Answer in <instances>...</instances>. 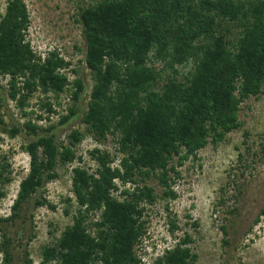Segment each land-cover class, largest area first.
<instances>
[{
	"label": "trees",
	"instance_id": "trees-1",
	"mask_svg": "<svg viewBox=\"0 0 264 264\" xmlns=\"http://www.w3.org/2000/svg\"><path fill=\"white\" fill-rule=\"evenodd\" d=\"M78 22L85 41L84 68L91 80L84 111L80 102L87 83L82 78L70 82L60 72L71 62L56 50L37 55L26 40L29 15L24 1L8 0L0 19V76H8L0 109L8 110L6 101L14 102L27 119L30 112L25 109L34 93L59 98L69 91L72 104L59 115L58 126L80 114L85 126L84 132L71 131L65 145L56 142L55 124L43 128L31 119L14 121L8 112L7 125L0 114V133L10 138L24 133L23 150L29 157L10 216L0 217V264H32L22 243L25 235L15 232L13 238L7 229L17 220L25 222L24 204L57 179L59 167L82 160L75 148L85 134L98 142L116 136L123 157L113 168L115 156L96 148L89 153L95 162L92 172L72 169L76 209L70 206L73 211L64 214L74 212L73 224L43 248L40 264H197L188 234L150 262L142 260L136 250L146 232L144 205L174 201L178 168L238 130L240 105L264 94V0H95L80 8ZM229 27L239 28L232 38ZM41 108L58 114L49 102ZM8 168L0 161V201L12 182ZM34 201L33 209L46 203ZM170 225L174 232L177 226L172 221Z\"/></svg>",
	"mask_w": 264,
	"mask_h": 264
},
{
	"label": "rangeland",
	"instance_id": "rangeland-1",
	"mask_svg": "<svg viewBox=\"0 0 264 264\" xmlns=\"http://www.w3.org/2000/svg\"><path fill=\"white\" fill-rule=\"evenodd\" d=\"M23 1L29 15L26 40L37 55L44 57L56 50L71 62L68 70L60 72H65L70 82L82 78L87 83V91L80 102L83 107L81 111H84L91 91V80L84 68L85 41L78 20L80 8L88 7L95 0ZM7 2L0 0V19L5 14ZM229 29V38L239 31L237 27ZM155 67L160 68V65L155 64ZM72 69L77 70L78 74L74 75L70 71ZM189 69L190 66H187L182 72L186 73ZM7 81L8 76H0V94L5 96ZM68 88L72 90L71 85ZM46 96L39 90L29 98L25 109L30 112L27 119L43 128L55 124L57 128L54 132L58 135L56 142L66 145L71 131H85L81 114L67 124L58 126L59 115H65L67 107L72 104L69 91L59 98H55L53 93ZM6 102L9 111L4 106L0 109L5 124L11 123L8 112L14 121L27 120L21 117L14 102ZM47 102L58 114H48L46 108H41V104ZM37 116L42 119L38 120ZM239 120L240 128L227 134L222 143L206 146L198 152L196 160L189 159L178 168L180 178L173 185L177 194L174 201L157 200L154 205H144L146 232L136 250L144 262H150L164 249L172 248L179 238L188 234L193 240L189 247L198 256L197 264H264V215H261L264 210V94L249 98L240 105ZM116 138L108 135L105 141L98 142L93 135L85 134L75 148L76 155L82 160L59 167L57 179L46 183L30 202L24 204L23 208L28 214L25 222L17 220L14 227L7 229L13 238L16 237L15 232L25 235L22 243L24 246L27 244L26 250L32 264H40L43 248L54 244L61 233L73 224L74 212L64 214L65 210L71 209L70 206L76 209L71 191L72 169L80 166L92 172L95 162L89 153L96 148L109 153L111 157L115 156L110 166L119 167L123 154L117 151ZM26 143L24 133L15 138L0 133V161L9 164L8 171L12 178V182L5 186V198L0 201L1 218L10 216L18 185L28 173L29 157L23 150ZM116 184L119 183L116 181ZM149 184L156 193H161L155 181ZM113 195L116 196V193ZM35 199L46 203L33 209ZM166 203L168 210L165 209ZM50 206L54 209H50ZM170 221L177 226L174 232L170 230ZM222 228L227 231L226 235ZM32 234L34 238L28 243V237ZM2 257L0 249V263Z\"/></svg>",
	"mask_w": 264,
	"mask_h": 264
}]
</instances>
